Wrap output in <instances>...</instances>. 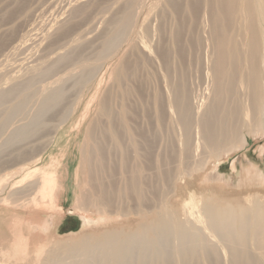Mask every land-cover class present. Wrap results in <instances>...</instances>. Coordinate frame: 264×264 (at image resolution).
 Masks as SVG:
<instances>
[{
	"label": "bare ground",
	"instance_id": "bare-ground-1",
	"mask_svg": "<svg viewBox=\"0 0 264 264\" xmlns=\"http://www.w3.org/2000/svg\"><path fill=\"white\" fill-rule=\"evenodd\" d=\"M166 8L157 44L149 48L152 56L147 54L149 51L135 50L137 55H143L142 62L160 64L164 71L166 81L161 85L156 82L162 90L158 94L154 92L150 115L158 120L172 114L173 122L181 128L177 146L182 150L170 157L164 148L160 149L162 143H157L160 126L151 123L139 131L142 141L139 146L135 135H131L137 117L131 107L122 104L116 111L110 96L102 100L101 119L88 135L91 152H84L89 190L78 198L74 209L81 208L86 213L96 205L99 211L113 214L117 207L115 213L120 215L125 208L122 202L131 200L135 205L136 228L129 232L109 230L99 237L92 236L94 240L86 237L63 246L66 258L53 256L59 255L53 250L45 260L47 263L53 259L55 264H204L206 261L208 264H264V204L260 201L253 199L243 205L240 201L212 198L197 201L194 195H189L185 205L190 207L196 221L190 217L183 221L177 217L176 208L173 207L172 212L166 209L167 194L163 189L165 184H171L169 192H174L176 198L179 194L174 186L178 182H182L179 185L186 190V186L203 174L197 183L201 189L222 186L236 191L264 190V148L260 149L258 161L245 155L233 162L232 175L220 172L223 160L247 144L248 136L256 138L264 133L261 121L264 114V0H166ZM132 14L130 9H124L121 19L113 23L115 28L103 55L119 45L131 26ZM146 31L148 39L151 38L152 31ZM20 47L15 45L16 51ZM133 56L134 53L117 74V88L123 95L127 83H133L142 69L143 63L132 60ZM65 59L61 58L63 62ZM93 70L86 69L85 78ZM197 71L210 87V101L204 108L196 99V92L188 86ZM16 86L0 92L2 105L22 90L20 101L1 119V126H6L26 107L27 93L33 90L32 83ZM165 91L171 98L169 102L161 94ZM130 94L127 92V96ZM63 98L62 90L49 94L41 105L40 116ZM249 118L253 125L248 124ZM40 121L35 120L31 126L39 125ZM31 126L17 132L14 139L29 136ZM128 136L130 141L124 144ZM201 148L205 150L204 155L197 156ZM112 153L119 158L116 156L119 163L113 162L114 172L109 170L108 163L113 161ZM84 164L81 167L86 176ZM83 224L91 225L89 217L85 216ZM45 261L43 264H47Z\"/></svg>",
	"mask_w": 264,
	"mask_h": 264
},
{
	"label": "rangeland",
	"instance_id": "rangeland-1",
	"mask_svg": "<svg viewBox=\"0 0 264 264\" xmlns=\"http://www.w3.org/2000/svg\"><path fill=\"white\" fill-rule=\"evenodd\" d=\"M165 8L166 0H129L128 3L126 0H0V92L9 91L16 85H33L31 93H27L26 107L6 126L0 123V264H43L53 250L59 254L53 256L66 258L64 248L86 237L94 240L93 237L109 230H135L137 218L133 214L135 205L131 200L122 202L125 206L121 211L123 214L118 213L123 216L115 213L117 207L113 214L99 211L96 205L86 213L74 207L78 198L89 190L84 152H91L88 135L96 129L101 119V105L109 96L114 110L119 111L118 107L126 104L138 117L134 119L135 130L131 135H135L139 146L142 142L139 131L151 123L160 126L157 137L158 145L162 143L160 149L164 148L172 157L182 150L177 146L181 128L173 122L172 114L169 118L158 117L159 124L155 115H150L155 93L162 90L156 82L160 85L164 82V71L160 64L155 63L154 66L147 61L142 62L143 55L136 54L141 50L146 53L157 44L159 27L165 22L162 20L163 13L167 11ZM124 9L133 13L131 26L119 45L103 55L104 46L115 28L113 23L121 19ZM148 29L152 31L149 39ZM145 41L149 45H145ZM15 45L23 47L19 48L20 52L16 51ZM133 53L141 61L135 56L132 60L143 65L138 71L137 81L127 83V91L123 95L117 88L116 78ZM148 53L152 56L151 51ZM64 57L65 62L61 60ZM89 68L94 70L85 78V70ZM203 79L197 71L188 86L196 92V99L203 103L204 108L210 101V87L209 82L204 83ZM56 90L64 92L63 100L40 116L44 99ZM129 91L131 94L127 96ZM165 92L161 94L169 102L171 98ZM19 94L0 105V121L20 101ZM35 120H41L40 124L31 126ZM261 121L264 124V114ZM248 124L253 125L250 118ZM30 126L32 133L29 136L14 139L17 132ZM247 140V144L223 160L221 173L232 175L233 164L245 155L254 162L260 159L264 133L256 138L248 136ZM127 141H130L129 136L124 144ZM204 151L201 148L197 156H203ZM114 155L112 153L113 161H108L111 172H114L113 162L119 160ZM82 164L87 171L86 176L83 175ZM202 176L198 175L195 183L186 186V190L180 187L182 182H178L174 186L179 194L176 198L174 192H169L171 184L164 185L168 212L174 211V207L178 218L185 221L190 217L196 221L190 207L185 205L189 195H194L197 201L212 198L225 202L240 201L244 205L257 199L264 204V190L236 191L222 186L201 189L197 183ZM85 216L90 219L88 227L83 224ZM47 264H55V261L52 259ZM204 264H208L207 261Z\"/></svg>",
	"mask_w": 264,
	"mask_h": 264
}]
</instances>
